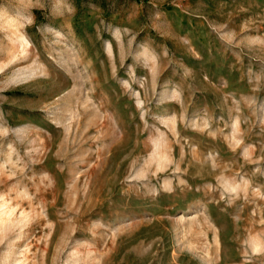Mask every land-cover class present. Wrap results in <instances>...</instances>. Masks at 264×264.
<instances>
[{"label":"rangeland","instance_id":"obj_1","mask_svg":"<svg viewBox=\"0 0 264 264\" xmlns=\"http://www.w3.org/2000/svg\"><path fill=\"white\" fill-rule=\"evenodd\" d=\"M0 264H264V0H0Z\"/></svg>","mask_w":264,"mask_h":264}]
</instances>
